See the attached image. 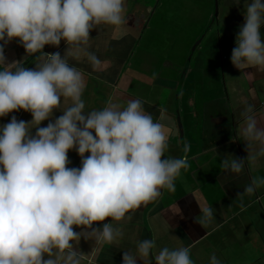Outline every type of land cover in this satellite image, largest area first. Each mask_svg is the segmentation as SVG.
<instances>
[{"label":"clouds","instance_id":"obj_1","mask_svg":"<svg viewBox=\"0 0 264 264\" xmlns=\"http://www.w3.org/2000/svg\"><path fill=\"white\" fill-rule=\"evenodd\" d=\"M242 15L231 63L251 81L255 74L247 70L264 74V0H243ZM127 23V0H0V118L20 111L32 117L12 115L0 125V264H97L105 249L122 248L135 212L175 192L189 169L187 141L181 156H166V108L155 116L140 98L121 104L111 97L102 107L86 106L87 79L77 64L101 71L107 61L93 41L102 30L114 36ZM13 41L26 56L9 62L5 47ZM62 41L63 56L44 52ZM29 61L35 67L26 66ZM249 95L257 100L255 88ZM254 102L243 101L236 132L247 157L226 154L220 160L226 173L239 176L264 158V126ZM70 151L78 153L79 167L69 166ZM243 189L234 201L240 212L264 201L245 202L264 189V175H253ZM200 210L196 222L207 228L215 210ZM82 238L94 241L89 253L80 250ZM172 239L174 247H161L155 237L137 240L123 250L122 264H196L197 240L185 246ZM208 264L223 261L212 253Z\"/></svg>","mask_w":264,"mask_h":264},{"label":"crops","instance_id":"obj_2","mask_svg":"<svg viewBox=\"0 0 264 264\" xmlns=\"http://www.w3.org/2000/svg\"><path fill=\"white\" fill-rule=\"evenodd\" d=\"M216 5L217 21L188 63L190 47L211 23ZM242 11L243 0L240 5L235 0H127L128 23L114 36L110 30H102L100 39L93 41L94 46L100 44L97 54L101 60L107 61L102 70L92 72L87 63L77 64L87 79L84 99L88 108L102 107L110 97L121 104L140 98L145 110L155 116L159 108L167 109L170 147L166 156L179 157L184 142L191 144L190 167L176 181V191H165L155 203L137 210L132 222L125 225L127 238L122 248L105 249L97 264H122L123 250L144 238L155 237L161 247H174L177 241L172 236L185 246L197 240L192 251L196 264H208L212 253L223 264H264V201L250 203L264 196V189L246 198L250 206L245 212L234 204L253 175H264V158L239 176L220 167L226 154L247 157L245 144L236 132L243 101L254 102L250 88L256 90L257 118L264 126V74L249 69L255 79L240 78L242 73L231 63L236 34L244 23ZM190 17L192 26L188 24ZM179 27L184 35L193 34L194 42L186 36V55L175 57L173 53L168 58V51L160 49L161 40L168 42L167 37ZM261 31L264 37V28ZM90 35L95 39L98 32ZM103 41L109 42L108 47ZM66 47L62 41L59 48L46 46L44 52L63 56ZM5 56L11 62L22 60L26 53L13 41L5 47ZM26 66L35 67L31 61ZM12 115L18 120L32 119L30 113L20 111L0 118V125L10 122ZM68 155L69 166L79 167L78 153L70 151ZM200 206L215 210V219L207 228L196 222ZM92 244L94 241L82 238L80 250L89 253ZM137 264L144 262L138 259Z\"/></svg>","mask_w":264,"mask_h":264},{"label":"rangeland","instance_id":"obj_3","mask_svg":"<svg viewBox=\"0 0 264 264\" xmlns=\"http://www.w3.org/2000/svg\"><path fill=\"white\" fill-rule=\"evenodd\" d=\"M192 6H193V8H194V4H192ZM185 7H186V5H185ZM189 13H191V12H189ZM194 18H196V17H193V19ZM188 19H190V23L188 22V24H190V26H192L193 25V23H192V21H191V17L190 18H188ZM176 24V23H175ZM177 27V26H176ZM178 28V27H177ZM207 28V27H206ZM206 28H205V30H206ZM205 30H203L202 31V33L200 34V36L195 40V42L193 41L194 40V38H193V34H191L190 35V37L189 36H187V35H184V33L183 32H180V27H179V29H175L174 31H173V33L171 34V36H168L167 38H168V42H166L165 41V39L164 38H162V40L161 41H163L162 43H160V49H162V48H165V50L166 51H168V52H166L165 53V56L166 57H170L171 58V55L174 53V56L176 57L178 54H180L181 53V55L182 54H184V55H186V53H187V48L189 47V45H187L188 43L186 42V36L188 37V39H189V41H190V43H192V42H194L193 44H192V46L190 47V51H192V48H193V46L197 43V41H198V39L201 37V35L205 32ZM210 37V36H209ZM208 39V38H207ZM206 39V40H207ZM205 40V41H206ZM184 47V48H183ZM181 49H182V51H181ZM189 53H191V52H188V55H189ZM163 54H160V59L162 58L163 59ZM195 60H196V58H195ZM193 63H195V61L193 62ZM164 70L165 69H169V68H163Z\"/></svg>","mask_w":264,"mask_h":264},{"label":"water","instance_id":"obj_4","mask_svg":"<svg viewBox=\"0 0 264 264\" xmlns=\"http://www.w3.org/2000/svg\"><path fill=\"white\" fill-rule=\"evenodd\" d=\"M218 10H219V9H218V5H216L215 16H214V18L212 19V21H211V23L209 24V26L207 27V29L205 30V32H204V33L201 35V37L198 39L197 43L193 46L192 51H191V53H190V55H189V58H188V63L191 62V59H192V57H193V54H194L196 48L202 43V41H203V39L205 38V36H206L207 32L209 31V29H210V28L212 27V25L217 21L218 13H219ZM180 128H181V125H180Z\"/></svg>","mask_w":264,"mask_h":264}]
</instances>
